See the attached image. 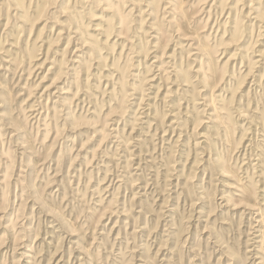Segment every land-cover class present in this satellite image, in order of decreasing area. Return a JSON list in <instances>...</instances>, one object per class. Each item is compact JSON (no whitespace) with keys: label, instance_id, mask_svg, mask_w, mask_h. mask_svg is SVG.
Masks as SVG:
<instances>
[{"label":"rangeland","instance_id":"rangeland-1","mask_svg":"<svg viewBox=\"0 0 264 264\" xmlns=\"http://www.w3.org/2000/svg\"><path fill=\"white\" fill-rule=\"evenodd\" d=\"M0 264H264V0H0Z\"/></svg>","mask_w":264,"mask_h":264},{"label":"bare ground","instance_id":"bare-ground-1","mask_svg":"<svg viewBox=\"0 0 264 264\" xmlns=\"http://www.w3.org/2000/svg\"><path fill=\"white\" fill-rule=\"evenodd\" d=\"M196 50H198V48H197ZM201 50H202V49H201ZM201 50H200V51H201ZM198 52H199V51H198ZM199 53H200V52H199ZM46 105H47V104H46ZM260 220H261V217H260L259 221H260ZM257 222H258V221H257Z\"/></svg>","mask_w":264,"mask_h":264}]
</instances>
